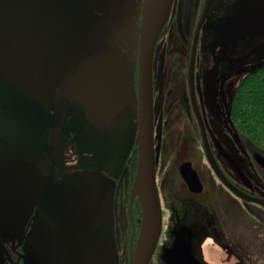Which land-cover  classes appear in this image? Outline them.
<instances>
[{
  "label": "flooded vegetation",
  "instance_id": "1",
  "mask_svg": "<svg viewBox=\"0 0 264 264\" xmlns=\"http://www.w3.org/2000/svg\"><path fill=\"white\" fill-rule=\"evenodd\" d=\"M44 2L70 14L80 11L93 30L105 35L112 64L99 77L106 73L110 84L93 83L96 98L86 114L57 87L42 89V96L48 97L39 101L0 73V82L34 103L40 125L32 139L0 133V164L25 158L48 177L37 210L34 206L30 213L13 214L10 209L28 205L0 207V264H110L111 246L116 264H129L141 220L140 204L137 197L130 201V192L138 154L143 0H112L110 8L98 0ZM11 7L10 0H0V14ZM29 36L26 32V39ZM7 40L0 30V62ZM130 64L132 94L119 102L116 96L125 86L119 76ZM261 66L264 0H172L150 62L162 228L149 264H170L166 257L181 264H264V253L255 255L243 243L234 220L240 213L264 230V155L245 141L232 118L238 83ZM1 125L8 129L10 123ZM57 127L64 135L62 156L51 142ZM60 208L65 209L60 218L51 219ZM73 211L76 233L65 228L67 218H61ZM37 237L56 243H45L38 255L32 250Z\"/></svg>",
  "mask_w": 264,
  "mask_h": 264
},
{
  "label": "water",
  "instance_id": "2",
  "mask_svg": "<svg viewBox=\"0 0 264 264\" xmlns=\"http://www.w3.org/2000/svg\"><path fill=\"white\" fill-rule=\"evenodd\" d=\"M79 1L90 2V0ZM98 1L108 4L109 8L112 4V0ZM10 4H12L10 12L0 14V20L3 21L0 30L9 39L0 62V73L19 91L39 101L48 97L42 96V89L48 92L57 87L61 94L78 102L84 112L89 114L90 100L96 98L95 93H97V89L91 93L93 83H100L102 80L110 84V80L106 79V73L103 77H99V74L112 64L108 39L93 30L87 17L80 11L77 14H70L63 7L49 6L44 0H10ZM171 4L172 0H143L142 3L138 52V154L130 192V201L137 197L140 204L141 220L129 264H149L162 228L152 146L150 62L158 34L169 16ZM104 18L114 21L112 15H105ZM10 25L12 28H9ZM17 25L21 27L17 28ZM26 32L30 34L28 39ZM119 63L123 65L122 62ZM119 77L120 82H125V86L116 98L119 102L121 100L123 102L129 100V95L132 94V65H127L126 72L123 70ZM51 142L56 155L62 156L65 141L59 127L52 129ZM255 157L263 160L260 154H255ZM216 171L218 173L217 169ZM219 177L223 180L221 175ZM47 179V174H41L37 163L25 158H14L0 164V207L27 204L29 208H15L9 211L30 213L34 206L37 210ZM30 180L32 182L29 185ZM64 210L60 208L55 211L50 216L51 219L60 218ZM74 217L73 211L66 217L62 215L61 218H67V222L62 225L76 233L75 226L78 225L77 222H73ZM42 231L41 233L44 234V230ZM47 239L45 241L37 237L32 247L33 252L39 255L43 250L42 245L56 243ZM114 251L111 246L110 264H116ZM166 258L170 260V264H181L177 263L174 257Z\"/></svg>",
  "mask_w": 264,
  "mask_h": 264
},
{
  "label": "rangeland",
  "instance_id": "3",
  "mask_svg": "<svg viewBox=\"0 0 264 264\" xmlns=\"http://www.w3.org/2000/svg\"><path fill=\"white\" fill-rule=\"evenodd\" d=\"M36 109L34 103L0 82V133L9 132V137L14 139L37 137L36 135L40 133V125L37 121ZM2 121L10 123L8 129L1 125ZM32 132L36 134L33 135ZM234 220L239 224L238 236L242 238L243 243H248L255 255L264 253V243L260 244L257 240V236L264 240L263 228L258 227L259 224L256 221H248L240 213L234 216ZM248 226L252 228L251 232L247 230Z\"/></svg>",
  "mask_w": 264,
  "mask_h": 264
},
{
  "label": "trees",
  "instance_id": "4",
  "mask_svg": "<svg viewBox=\"0 0 264 264\" xmlns=\"http://www.w3.org/2000/svg\"><path fill=\"white\" fill-rule=\"evenodd\" d=\"M232 118L245 141L264 155V66L256 68L238 83Z\"/></svg>",
  "mask_w": 264,
  "mask_h": 264
}]
</instances>
